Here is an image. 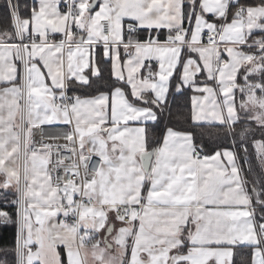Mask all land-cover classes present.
<instances>
[{"label":"snow or ice","instance_id":"snow-or-ice-1","mask_svg":"<svg viewBox=\"0 0 264 264\" xmlns=\"http://www.w3.org/2000/svg\"><path fill=\"white\" fill-rule=\"evenodd\" d=\"M27 8L6 0L0 29V189L15 197L0 221L16 225L0 264H234L242 247L239 264H264V139L245 175L252 124L264 132V0ZM98 48L115 84L69 95L102 76ZM173 80L194 93L195 125L233 149L201 155L172 128L150 145L133 126L158 122Z\"/></svg>","mask_w":264,"mask_h":264},{"label":"trees","instance_id":"trees-1","mask_svg":"<svg viewBox=\"0 0 264 264\" xmlns=\"http://www.w3.org/2000/svg\"><path fill=\"white\" fill-rule=\"evenodd\" d=\"M241 3H253L254 0H240ZM22 4L28 6L23 11L30 10L32 1L21 0ZM6 0H0V29L4 27ZM99 67L102 70L100 78H91V86L72 85L68 89L69 95H80L82 98L91 97L97 94V90L109 91L115 84V80L111 75L110 62L105 60L100 54L96 56ZM175 81L173 80V87L170 88L168 95V108L164 114L160 116L158 122L148 123L145 125L148 131V138L150 145H155L162 139L167 128H172L176 131L191 132L193 135V142L198 148H202V155H210L216 151L224 149H233L231 138H226L223 131L220 130L218 137L210 138L207 133L209 131H216L206 127L196 126L191 119V96L192 91L188 88L176 92L174 88ZM247 126V125H245ZM252 139H264V132H262L254 123L252 124V135L248 137V159L253 166V172L249 174L247 171L245 175L252 179L255 175L260 173L259 161L256 159L255 146L251 143ZM239 151V149H236ZM243 156V153H240ZM242 163V161H241ZM14 194L11 190L4 191L0 189V207L9 211L14 215L15 206L10 203L13 200ZM16 225L14 223L0 221V249L8 250L9 260L14 259L11 250L15 247ZM240 256L234 258V264H239L241 256H248L250 249L246 247L239 248ZM238 256V253L236 254ZM5 258L3 253H0V259Z\"/></svg>","mask_w":264,"mask_h":264},{"label":"crops","instance_id":"crops-1","mask_svg":"<svg viewBox=\"0 0 264 264\" xmlns=\"http://www.w3.org/2000/svg\"><path fill=\"white\" fill-rule=\"evenodd\" d=\"M32 1V5H31V7L33 6V0H31ZM162 31H164V30H162ZM52 38L54 39V40H59V39H61L62 38V34H59V33H57V34H53L52 35ZM97 54H100L102 57H103V55H102V52H101V50L98 48L97 50H96V56H97ZM104 58V57H103ZM105 59V58H104ZM110 68H111V66H110ZM85 74H88V69H85ZM113 77V76H112ZM189 89V88H188ZM191 90V89H190ZM192 91V90H191ZM194 93H193V91H192V95H193ZM192 97V96H191ZM191 110H192V102H191ZM192 122H193V120H192ZM148 123H153V122H151V121H149V122H146L144 125H137V124H134L133 126H145L146 124H148ZM194 123V122H193ZM195 124V123H194ZM166 133V132H165ZM214 154V153H213ZM202 155V154H201ZM210 155H212V154H210ZM259 209H257V218L259 217ZM235 251V256H234V258L235 257H239L240 256V251H239V249H236V250H234ZM238 253V256H236V254ZM243 256V255H242ZM241 256V257H242Z\"/></svg>","mask_w":264,"mask_h":264},{"label":"built area","instance_id":"built-area-1","mask_svg":"<svg viewBox=\"0 0 264 264\" xmlns=\"http://www.w3.org/2000/svg\"><path fill=\"white\" fill-rule=\"evenodd\" d=\"M53 39V38H52ZM65 126L63 125H54L52 126V129L51 130H55V129H61V128H64ZM37 139H39V135H37ZM60 143H63V141H60ZM64 155H67V153H65ZM259 218V217H258Z\"/></svg>","mask_w":264,"mask_h":264}]
</instances>
